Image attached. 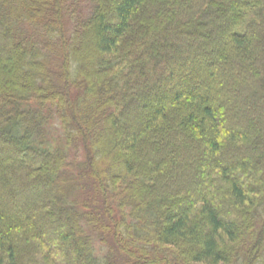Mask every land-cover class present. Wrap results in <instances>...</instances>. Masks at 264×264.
Returning a JSON list of instances; mask_svg holds the SVG:
<instances>
[{
    "label": "trees",
    "instance_id": "obj_1",
    "mask_svg": "<svg viewBox=\"0 0 264 264\" xmlns=\"http://www.w3.org/2000/svg\"><path fill=\"white\" fill-rule=\"evenodd\" d=\"M0 264H264V0H0Z\"/></svg>",
    "mask_w": 264,
    "mask_h": 264
},
{
    "label": "rangeland",
    "instance_id": "obj_2",
    "mask_svg": "<svg viewBox=\"0 0 264 264\" xmlns=\"http://www.w3.org/2000/svg\"><path fill=\"white\" fill-rule=\"evenodd\" d=\"M55 127H56V125H54ZM80 153H79V156L82 154V152L81 151H79Z\"/></svg>",
    "mask_w": 264,
    "mask_h": 264
}]
</instances>
